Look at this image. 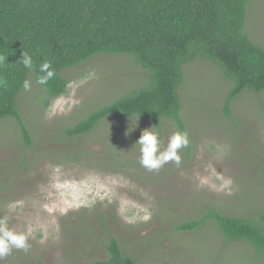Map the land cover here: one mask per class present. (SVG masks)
Listing matches in <instances>:
<instances>
[{
  "label": "rangeland",
  "instance_id": "374dc122",
  "mask_svg": "<svg viewBox=\"0 0 264 264\" xmlns=\"http://www.w3.org/2000/svg\"><path fill=\"white\" fill-rule=\"evenodd\" d=\"M249 38L264 48V0H249ZM180 102L189 146L181 164L149 171L139 163L142 131L159 135L161 150L178 131L163 119L114 115L81 136L65 129L90 111L142 84L145 71L125 54L102 53L65 68L66 94L51 99L32 71L18 111L30 131L26 145L13 118L0 120V218L32 232L27 252L13 249L2 264H90L107 257L115 236L136 264H264L245 244H227L210 221L189 231L173 227L207 206L249 216L264 203V92L244 91L223 113L231 82L198 57L182 66ZM14 206V207H13Z\"/></svg>",
  "mask_w": 264,
  "mask_h": 264
},
{
  "label": "trees",
  "instance_id": "16d2710c",
  "mask_svg": "<svg viewBox=\"0 0 264 264\" xmlns=\"http://www.w3.org/2000/svg\"><path fill=\"white\" fill-rule=\"evenodd\" d=\"M249 0H0V120L13 118L22 141L32 137L21 117L17 98L30 71L50 61L56 76L40 85L51 99L67 92L65 68L107 53L125 54L145 71L142 84L110 103L90 111L71 127L67 136L89 134L99 121L114 115L125 119L148 118L160 131L170 119L185 132L180 102L182 66L206 58L231 82L223 113L244 91L264 92V48L245 30ZM22 52L33 59L31 70L20 62ZM249 216L226 215L207 206L195 219L173 227L189 231L211 222L227 244L243 243L258 260H264V203ZM240 245V244H239ZM107 257L90 264H136L115 236L106 245Z\"/></svg>",
  "mask_w": 264,
  "mask_h": 264
},
{
  "label": "clouds",
  "instance_id": "9594fccd",
  "mask_svg": "<svg viewBox=\"0 0 264 264\" xmlns=\"http://www.w3.org/2000/svg\"><path fill=\"white\" fill-rule=\"evenodd\" d=\"M20 62L24 68L31 70L34 66L32 57L27 52H22ZM6 57L0 56V64H3ZM39 72L42 75L36 77V83L46 85L49 80L56 76L55 69L52 68L51 62L45 60L39 66ZM6 81L0 77V86H4ZM23 89L30 91L32 82L24 80L22 82ZM152 128V127H151ZM149 129L142 131L135 144L139 145L140 160L142 167L149 171H156L162 168L165 164L174 163L177 167L181 164L180 150L186 149L189 146V139L186 132L175 131L167 141L166 148L161 150V141L157 132ZM14 207V206H13ZM32 235L31 231L17 232L8 228V218H0V264L5 257L9 256L13 249L27 252L30 248L29 238Z\"/></svg>",
  "mask_w": 264,
  "mask_h": 264
}]
</instances>
